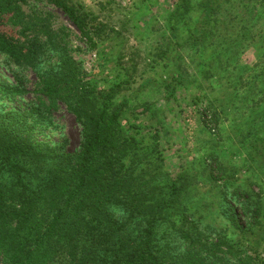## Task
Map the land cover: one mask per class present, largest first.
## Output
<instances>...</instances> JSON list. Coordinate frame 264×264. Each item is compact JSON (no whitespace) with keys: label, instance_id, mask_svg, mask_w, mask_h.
<instances>
[{"label":"trees","instance_id":"trees-1","mask_svg":"<svg viewBox=\"0 0 264 264\" xmlns=\"http://www.w3.org/2000/svg\"><path fill=\"white\" fill-rule=\"evenodd\" d=\"M145 1L136 16L169 13L175 35L167 97L192 83L180 51L214 47L202 79L226 89L234 108L240 104L264 131V0ZM37 2L61 10L91 48L105 31L79 0H0V54L37 75L32 93L0 81V100L32 95L0 114V264H264L256 250L225 235L209 241L184 203L191 183L183 165L173 175L164 171L173 145L165 116L149 104L116 102L128 81L104 86L87 75L45 19L25 14L23 6ZM50 52L55 62L42 67ZM59 107L80 127L70 152L36 137ZM230 195L225 212L243 235L252 225H242L233 208L254 222L260 206L251 192Z\"/></svg>","mask_w":264,"mask_h":264},{"label":"rangeland","instance_id":"rangeland-1","mask_svg":"<svg viewBox=\"0 0 264 264\" xmlns=\"http://www.w3.org/2000/svg\"><path fill=\"white\" fill-rule=\"evenodd\" d=\"M79 1L105 26L103 40L95 48L85 42L55 6L37 2L23 6V10L31 17L35 15L45 19L49 30L66 44L73 60L101 85L128 81L116 102L127 100L132 109H141V106L149 104L161 113V117L165 116L173 145L164 154V171L173 175L183 165L191 183L184 203L199 229L209 235V241L219 234L225 235L231 243L246 246L250 254L254 249L264 257V140H261L264 131L258 127L259 120L244 113L240 104L235 102L234 108L226 89L219 88V84L209 87L210 82L202 79L201 73L207 70L204 63L212 59L214 47L205 49L203 54L189 46L180 51L183 74L192 83L179 87L168 98L165 87L175 75V35H171L169 13L141 20L135 13L151 1ZM260 42L264 46L261 39ZM55 59L50 52L43 58L41 66L52 65ZM211 80L213 84L214 79ZM0 81L23 84L32 93L37 75L29 68L13 65L0 54ZM28 98L22 101L0 100V114L19 108L29 102L32 95ZM208 105L216 112H211ZM49 117V122L36 133L37 139L58 151L76 149L81 136L73 116L59 107ZM144 118L147 120L150 116ZM146 122L150 125L151 120ZM236 188L251 192L260 206V214L254 222L245 219L239 207L233 206L240 223L252 225L251 230L243 235L234 228L225 212V199L231 198V191Z\"/></svg>","mask_w":264,"mask_h":264}]
</instances>
